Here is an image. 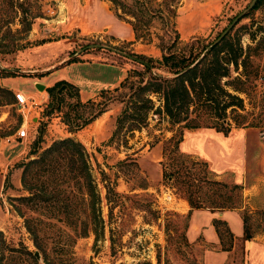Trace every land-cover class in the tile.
Masks as SVG:
<instances>
[{
  "label": "rangeland",
  "instance_id": "obj_1",
  "mask_svg": "<svg viewBox=\"0 0 264 264\" xmlns=\"http://www.w3.org/2000/svg\"><path fill=\"white\" fill-rule=\"evenodd\" d=\"M250 1L40 0L39 6H34L38 15L32 20L30 29L18 32L15 31L19 27L16 20L10 26L11 31H7L4 20H8V15L0 1V87L7 90L1 93L0 102V239L3 238L8 247L15 246L16 251L12 253L16 256L15 263L30 264L16 249L21 242L28 250L38 252L39 261L46 254L51 263L58 264L56 241L68 234L75 241L72 246L76 257L74 264H199L203 244L186 237L190 210L185 201L187 197L206 209L243 205L242 213L246 215L250 232L264 235V132L252 127L251 133H235L229 137L207 133L187 136L182 150L207 155L215 169L223 166L227 170L221 177L222 173L212 172L203 159L182 152L179 143L175 144L179 132L184 134L193 129L169 122L160 111L149 112L146 120L136 127L129 120L118 126L115 119L127 103L132 91L131 82H138L148 73L140 64L109 50L85 48L89 44L115 46L124 52L149 58L154 66L152 71L162 73L158 65L161 56L158 38L163 37L166 42L173 35L172 22L178 32L177 47L192 39L205 44L211 42ZM130 12L135 14L134 18ZM248 12V17L241 18L229 34L231 38H240L242 46L256 47L249 52L252 64L246 71L256 73L255 77H250L261 88L264 85V0ZM119 13L123 16H117ZM131 25L137 27L139 38L132 34L126 39L129 32L132 33ZM91 61L114 65L119 69V76L111 87L94 90L93 101L106 104V112L89 122L94 127L87 123L70 133L61 122L63 112H68L71 117L78 116L75 118L78 121L99 106H72L73 98L65 97L59 111L53 110L45 116L47 93L37 90L33 83H41L46 88L54 79L70 75L77 89L83 91L91 86L85 80ZM2 67L15 71H4ZM81 69L85 70L80 72ZM1 71L9 75L2 76ZM101 73L105 74L104 69ZM16 91L25 95L27 105L20 106L15 102L13 93ZM152 99L154 111L159 102ZM31 102L36 106H30ZM40 107L46 118L35 122L31 116L36 117ZM22 124L27 137L16 142V131ZM67 136H73L83 145L100 199L102 227L97 229L95 242L92 233L74 237L63 214L47 212L21 199L29 195L28 188L39 189L46 177H39L42 171H39V178L26 174L28 184L23 185V164L53 141ZM243 138L247 145L242 156ZM251 138L254 143H250ZM242 159H245L243 167L240 165ZM240 167L243 171H239L242 177L238 179L231 170L238 171ZM213 181L227 186L236 184L240 190L229 192ZM71 182L66 186V194L71 197L73 206L69 215L79 225L91 216V210L81 203V194ZM244 183L245 188L255 185L253 191L245 192ZM180 200L189 207L188 211H181ZM208 218L205 210L193 214V221L198 224H205ZM25 219L33 225L35 242L44 251L34 247L33 235L24 226ZM219 228L224 232L225 226ZM223 236V244H226L228 235L224 232ZM4 245L3 252L8 257L10 252Z\"/></svg>",
  "mask_w": 264,
  "mask_h": 264
},
{
  "label": "trees",
  "instance_id": "obj_2",
  "mask_svg": "<svg viewBox=\"0 0 264 264\" xmlns=\"http://www.w3.org/2000/svg\"><path fill=\"white\" fill-rule=\"evenodd\" d=\"M0 1L1 5H5V8H3L4 13L8 15V20H4L7 31H11L10 26L14 23V20L19 25L15 29L16 32L20 29L28 31L32 20L38 15L36 10L34 12V6H39L40 0ZM109 1L113 2L114 0ZM262 1L257 0L252 9H255ZM248 15L249 12L243 18L248 17ZM117 16L122 17L123 15L119 13ZM130 16L134 18L135 14L130 12ZM170 26L173 35L171 37L167 35L169 39L167 38L166 42L163 41L165 38H158L157 47L161 53L158 65L163 71L162 73L152 71L154 66L149 58L126 52L142 59L149 65L143 66L140 64L148 75L146 77L142 76L141 80L136 83L131 82L132 91L126 101L128 104L125 103L117 115L115 119L117 125L120 126L129 120L136 127L135 125L146 120L149 112L157 113L155 111H160L169 122L181 124V127L185 129L213 128L226 135L232 127H254L264 132V85L258 88L253 79L256 73L249 74L246 71V67L252 64L249 52L256 47L251 48L249 44L242 46L240 38L230 37L229 30L218 43L204 52L202 58L195 65L182 71L204 51L205 46L209 42L203 44L197 39H192L181 47H177L178 32L174 22ZM131 31L134 38H139L136 26L131 25ZM167 31L163 30L165 33H168ZM250 39H253L252 36H250ZM9 43L14 46L13 41ZM110 47L123 51L115 46ZM94 49L99 50L100 48ZM113 54L122 57L116 53ZM122 58L127 59L125 57ZM72 61L74 60L69 62ZM1 72L3 73L2 76L9 75L7 72ZM232 72L235 75L232 76ZM252 75L253 77L251 78L250 76ZM6 91V89L0 87V102L3 97L1 93ZM44 91L48 97V102L43 110V115L45 116L53 110L59 111L60 103L64 101L65 97L73 98L72 106H99L93 113L78 121H75L78 116L71 117L68 112H63L61 114V122L70 133L82 128L104 112L106 108L105 102H94L91 99H86L83 103L80 102L77 87L64 79L56 80L47 86ZM8 93L11 94V92ZM152 97L159 102L154 111V100ZM182 136L183 134L179 132L176 136L175 144L181 141ZM33 171H37V173ZM39 171H42L43 174L40 175ZM174 173L176 174V172ZM26 174L34 175L36 178L44 175L46 177L44 181H41L39 189L28 188L29 195L21 197L22 200L31 203L34 207H41L47 212L63 214V220L72 229L74 237H86L89 233H92L94 242L97 240V229L102 227V220L99 214L100 199L91 175L88 155L78 140L73 138V136H67L53 141L48 147L41 150L35 158L29 159L23 164L21 175V183L23 185L28 184L26 182L28 180L25 178ZM70 181H72L71 185L75 186L77 191L80 192L81 203H84L86 208L91 210V216L81 221L79 225L69 215L73 206L72 202H70L71 197L66 194V186ZM213 183L227 188L229 192L240 190V186L236 184L227 186L217 181H213ZM111 191L114 194L116 193L113 190ZM185 201L190 209L201 208L199 204L188 197L185 198ZM36 203L42 204L37 206ZM231 208H234V206L207 207V209L212 211ZM242 220L243 239H248L252 236V232L246 226V215L244 213L242 214ZM28 221V219L24 220V226L27 232L33 235L32 242L34 247L38 251H44L39 244H36L33 225ZM220 225L225 226L223 221L213 220V226L221 246L226 249L230 244L231 234L225 226L224 232L228 235V238L227 243L223 244L225 237L223 236L224 232L219 228ZM1 236L2 233L0 232ZM63 237L64 239L58 237L56 241L58 243L56 250L58 264H74L76 257L72 246L75 241L68 234ZM3 241V238L0 239V264H6L8 261L10 262L9 264H18L14 262L16 260L14 257L16 256H12V253L16 251L15 246L8 247L4 245ZM3 245L10 252L8 257L3 252ZM17 245H19L16 248L18 253L25 257L24 260L30 261V264H53L50 259L48 260L46 254H44L41 261H37L33 256V252L28 250L26 246L21 242Z\"/></svg>",
  "mask_w": 264,
  "mask_h": 264
},
{
  "label": "crops",
  "instance_id": "obj_3",
  "mask_svg": "<svg viewBox=\"0 0 264 264\" xmlns=\"http://www.w3.org/2000/svg\"><path fill=\"white\" fill-rule=\"evenodd\" d=\"M131 35L132 33L129 32L126 39H129ZM88 65L89 66L86 70H88L89 74L86 75L87 77H85V80L91 86H89L88 89H85L83 91L82 89H78L79 100H86V99L93 100V97L95 96L94 90L100 89L101 87L102 88L111 87L115 82H117V79L119 76V69L115 68L114 65L112 64L103 65V64H99V63H95L91 61ZM102 68L104 69L105 74L101 73V70H103ZM74 69H76V67H74ZM83 70L85 69H81L80 72H82ZM112 71L114 72L112 73ZM80 72L76 74H79ZM70 77H71L70 75L69 76L63 75L60 78L58 77L54 79L50 83L55 82L56 80H59V79H64L67 82L73 84L74 81ZM105 112L106 111L102 112L101 114H104ZM31 118L33 119V121L37 122L46 117L41 114V107H40L37 110V116L36 117L31 116ZM89 125H91V128L94 127L92 126V122L91 124L89 123ZM253 129L254 128L252 127L231 128L230 131L226 135H223L221 132H218L213 128H197V129L185 131L182 136L181 141L179 142V148L184 153L195 155L203 159L205 162L208 163V167L211 169L212 172L222 173L221 174V177H222L226 174L224 171L227 169H224L223 166L222 168L215 169V167L213 166L212 160L207 155H204L203 153L201 154V153L191 151V150H184V149L182 150L181 148L182 143L184 142V140H186L188 135L203 136L205 133H207V134H212L217 137H220V136L229 137L230 135L235 134V133L248 134V133H251ZM14 139L16 142L18 141L22 142L24 140V139L17 137V135L15 136ZM242 141H243L244 146L240 148H241V152L243 156L246 145H247V140L243 138ZM252 142L253 140L251 138L250 143ZM244 164H245V159H242V162L240 164L241 167H243ZM241 167L239 168L238 171L231 170V173H233V176L235 178L240 179L242 177L240 175L241 172H239L240 170H242ZM243 174H244L243 175L244 177L245 172ZM245 179L246 178H243V180ZM254 187L255 185L252 184V185H248L247 188H245V183H244L243 190L248 193L249 191L250 192L253 191ZM180 205H181V211H185V212L188 211L189 207L186 205L184 201H181ZM244 207L245 206L242 205V207H238V208L220 209V210H214V211H211L210 209H206V208H193L189 210L188 226H187L188 228L186 231V237L192 242L194 241L196 242L197 240H199L203 244V248L200 250L201 253L199 256V264H264V235L252 233V236L250 238L243 239L242 210ZM197 210H205L208 212L209 218L205 224H198L195 221H193V214ZM213 220L223 221L229 233L231 234V241L226 249H223L221 246L220 240L213 226Z\"/></svg>",
  "mask_w": 264,
  "mask_h": 264
},
{
  "label": "water",
  "instance_id": "obj_4",
  "mask_svg": "<svg viewBox=\"0 0 264 264\" xmlns=\"http://www.w3.org/2000/svg\"><path fill=\"white\" fill-rule=\"evenodd\" d=\"M257 0H251L249 2V4L243 9L241 10L240 12H238L231 20L230 22L218 33V35L211 41L209 42V44H207V46H205L204 48V51L199 54V56L191 63L189 64L186 68H184L182 71H185L186 69L192 67L193 65H195L203 56L204 52L209 50V48H211L213 45H215L216 43H218L225 35L226 33L241 19L245 16V14L251 10L253 8V6L255 5ZM86 49L88 48H100V49H103V50H109L113 53H116L122 57H125L131 61H134L136 63H139L143 66H149L145 61H143L142 59L140 58H137L131 54H128L124 51H119V50H116L112 47H109V46H106V45H103V44H89V45H86L85 46ZM2 70L4 71H15V69H9V68H6V67H2ZM181 71V72H182ZM33 86L37 89V90H44L45 86L41 83H38V82H34L33 83ZM33 256L34 258L39 261V254L38 252L35 250L33 251Z\"/></svg>",
  "mask_w": 264,
  "mask_h": 264
},
{
  "label": "built area",
  "instance_id": "obj_5",
  "mask_svg": "<svg viewBox=\"0 0 264 264\" xmlns=\"http://www.w3.org/2000/svg\"><path fill=\"white\" fill-rule=\"evenodd\" d=\"M14 94V99L15 102L20 105V106H24L27 105V99L25 98V95L22 92L16 91L13 93ZM33 102H31L30 106H36V104H32ZM16 135L17 137L21 138V139H25L27 137V131L25 130V128L23 127V125L20 126V128L16 131Z\"/></svg>",
  "mask_w": 264,
  "mask_h": 264
}]
</instances>
